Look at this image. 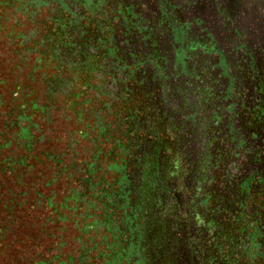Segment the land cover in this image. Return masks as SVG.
<instances>
[{"label":"flooded vegetation","instance_id":"flooded-vegetation-1","mask_svg":"<svg viewBox=\"0 0 264 264\" xmlns=\"http://www.w3.org/2000/svg\"><path fill=\"white\" fill-rule=\"evenodd\" d=\"M14 2L23 16L49 8L44 39L54 48L60 33L62 63L87 60L76 74L109 98L125 174L151 167L154 261L264 264V0ZM141 190L127 187L130 203Z\"/></svg>","mask_w":264,"mask_h":264},{"label":"trees","instance_id":"trees-1","mask_svg":"<svg viewBox=\"0 0 264 264\" xmlns=\"http://www.w3.org/2000/svg\"><path fill=\"white\" fill-rule=\"evenodd\" d=\"M14 7V0H0L2 10L8 8L9 10L14 9L15 12ZM36 35V33L28 35L19 33L16 36L7 34L5 45L12 48L14 42L17 41L20 47H23L26 56L30 53L35 54L34 70L48 68L47 76L42 74L43 77H47L46 81L40 80V83L48 85L47 90L50 96L49 100H51L54 92L61 89L60 76L68 73L70 78L77 77L75 79L78 80L81 76L76 72L82 67H87V60L79 62L76 60L78 58L76 53L72 52L75 55L74 61L68 59V62L64 64L60 54L64 53L66 48L60 43V33H56L54 36L55 40L59 41V44L56 42L53 45L54 48H49L47 44L49 38L44 39L45 37H43L39 42L34 43ZM30 42L31 48L29 47ZM47 48L55 49V51L52 50L54 51L52 57L46 56L44 53ZM26 59L27 57H25ZM4 87V84H0V91ZM81 87L90 89L91 84H83ZM4 90L5 88L3 92H0V108L7 111L0 127V181L2 177L6 179L3 181L4 183L0 182V189L8 186L7 191L10 194L14 190L15 193L22 195V199L19 201L27 203L22 206V212L29 216H31V209H34L33 202L39 205L41 204L39 199L44 197L43 205L38 209L44 212L45 209H48L53 218L55 217L61 222L67 219L72 220L76 226H78L77 219L82 217L83 213L85 214L83 221L89 220L80 232V234L86 235L88 243H80L76 259L60 260L53 256L49 261L39 260L35 264H54V262L55 264H148L147 258H152L153 263L159 264L158 261H154L159 247L157 238L160 233L156 217H151L150 224L146 226L141 220L145 217V212L158 204V198L151 194L152 184L156 181L155 176L151 173V167L139 160L137 161V172L127 175L125 174L126 165L123 161L120 164H110L102 171L101 166L96 164L95 156H93V160L87 158L80 163L73 159L67 160L68 152H72L71 144L64 148L59 145L54 147L49 145L45 141V127H42L38 121L50 103L45 104L42 109H38L32 99L14 98L17 91L21 90L19 86L11 85V91H8L6 96H3L6 92ZM35 117L37 120L34 119ZM99 153L101 152L99 151ZM96 155L98 154L96 153ZM149 163L154 165V162ZM111 171L119 172L120 177L110 182L106 180V176ZM62 177L69 190L67 196L56 204L54 202L56 195L45 198L42 190L57 185ZM130 184L135 192H138L139 188L144 191V200L141 197H136L138 202L132 203L131 201L130 203L129 196L126 195V189ZM114 186H116L115 191ZM142 190L138 195H142ZM31 192L32 195H28ZM128 194L130 193L128 192ZM33 195L36 196V200ZM102 200L104 201L103 205H108L105 207L106 214L111 208L120 206L118 210L121 211V215L115 223L107 217L106 222L100 224L96 218L92 220L93 216L88 214L89 211L95 212L96 204ZM11 202L12 200L9 203ZM140 202L142 209L137 205ZM133 205H135V209H133ZM10 211H12V206H9L4 214L12 216ZM42 211L38 215L42 214ZM147 215L150 218L149 214ZM103 228L105 229L104 234L101 233ZM147 229L148 231H145ZM4 231L0 227V235H4ZM143 243H147L152 250L150 254L141 253L140 248ZM146 255L149 257L146 258Z\"/></svg>","mask_w":264,"mask_h":264},{"label":"rangeland","instance_id":"rangeland-1","mask_svg":"<svg viewBox=\"0 0 264 264\" xmlns=\"http://www.w3.org/2000/svg\"><path fill=\"white\" fill-rule=\"evenodd\" d=\"M14 8L16 10V6ZM26 10L27 13L23 16L14 12V9L0 8V84H4L6 90L3 96L11 91V85H17L21 90L17 91L14 98L32 99L38 109L50 103L38 121L42 127H45V141L49 145L53 147L59 145L64 148L71 144L72 152H68L67 160L73 159L80 163L87 158L93 160L95 156L96 164L101 166L102 171L110 164H120L124 159L128 160L121 131L113 125L108 105L109 98L101 96L94 90L98 81L81 79V77L76 80L77 77L72 79L68 73L63 74L60 76L61 89L55 91L52 99L49 100L48 85L40 83V80L46 81L47 77H43L42 74L47 76L48 68L34 70L35 54L30 53L26 56L23 47H20L17 41L12 48L6 47L7 34L16 36L19 33L24 35L36 33L37 38L33 40L34 43L46 36L50 24L49 8L42 7L39 10L28 6ZM32 12L36 13L33 18L30 14ZM31 46L30 42L29 47ZM89 83L91 89H82L81 85ZM3 89L0 92H3ZM6 111L0 108V127ZM34 119L37 120V117ZM118 176V172L111 171L107 173L106 180L111 182ZM5 179L2 177L0 182L4 183ZM7 189L8 186L0 189V227L5 230L4 235H0V264H35L39 260L49 261L53 256L60 260L76 259L80 243H88L86 235L80 234L81 228L89 222V220L83 221L85 214L77 219L78 226L68 219L61 222L53 218L48 209H45V212L38 209L43 205V197L39 199L41 204L33 202L34 209H31L29 216L22 212V206L27 204L19 201L22 195L15 193L13 189V193L10 194ZM68 190V185L62 177L57 185L42 191L45 198L56 195L54 202L57 204L67 196ZM28 195H32V192ZM33 197L36 200V196ZM103 204L102 200L96 204L95 212L88 213L93 216L92 220L96 218L100 224L106 222L110 212L109 210L107 214L105 213V207L108 205ZM5 206H12L10 211L12 216L4 214L8 208ZM41 211L42 214L38 215ZM104 230L103 228L102 234L105 233Z\"/></svg>","mask_w":264,"mask_h":264}]
</instances>
